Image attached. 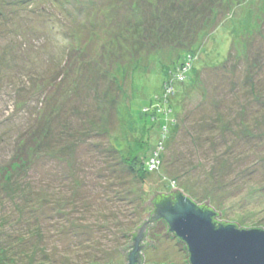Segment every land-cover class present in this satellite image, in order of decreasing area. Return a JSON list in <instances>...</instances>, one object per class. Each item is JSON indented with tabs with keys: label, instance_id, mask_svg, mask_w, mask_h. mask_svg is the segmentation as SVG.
Wrapping results in <instances>:
<instances>
[{
	"label": "rangeland",
	"instance_id": "1",
	"mask_svg": "<svg viewBox=\"0 0 264 264\" xmlns=\"http://www.w3.org/2000/svg\"><path fill=\"white\" fill-rule=\"evenodd\" d=\"M205 1L0 0V264H129L149 186L264 229V0Z\"/></svg>",
	"mask_w": 264,
	"mask_h": 264
},
{
	"label": "water",
	"instance_id": "2",
	"mask_svg": "<svg viewBox=\"0 0 264 264\" xmlns=\"http://www.w3.org/2000/svg\"><path fill=\"white\" fill-rule=\"evenodd\" d=\"M149 192L152 193V197L145 202V207H152L151 201L156 194L162 195L153 201L152 217L149 215L151 212L145 213L144 222L134 232L128 233L132 234L129 243L120 248L126 255L125 261L128 260L129 264H143L144 256L140 250L154 242L145 238L149 233L147 226L154 227L159 220H164L168 224L167 232L162 235L171 232L172 236L178 237L186 244L189 264H264L263 227L243 228L238 227L237 223L225 220L221 222L229 224H216L214 218L221 215V212L215 211L209 205L210 198L199 205L210 206L213 210L200 207L189 195H185L177 188L171 189V192H175L174 197L164 195L169 194L166 192L155 191L150 186ZM147 215L149 220H146ZM152 221L154 224L148 223ZM157 237L159 239L160 236ZM142 239L150 240V243L147 241L141 244ZM130 247L134 249L126 253Z\"/></svg>",
	"mask_w": 264,
	"mask_h": 264
},
{
	"label": "trees",
	"instance_id": "3",
	"mask_svg": "<svg viewBox=\"0 0 264 264\" xmlns=\"http://www.w3.org/2000/svg\"><path fill=\"white\" fill-rule=\"evenodd\" d=\"M226 2V0H219V2L217 3V5H219L220 7H222V5H224V3ZM203 3L204 4H206V1L205 0H203ZM211 9V12H213V9H212V7H210L209 8V10ZM193 10V9H192ZM208 9H206L205 10V13L207 12V11H209ZM204 13V14H205ZM209 15L210 14H208V16H204L203 17V19H204V21H205V19L206 18H208L209 17ZM179 23V22H178ZM185 23V22H184ZM185 27L187 28V33H188V31H190L189 30V27H188V25L187 24H185ZM260 31H261V28H259V27H256V29L254 30V32L256 33H260ZM185 29H180V28H178V27H175V29H173V30H168V31H166V32H164V37H167V38H162V39H159L158 40V43L160 44V46L158 47V48H154V46L150 49V51H153V50H156V51H158V50H160V49H162V42L163 41H169L170 42V44L172 45H174V44H185V45H191V44H193L194 42H197V40H198V38H199V36H200V33H198V32H194V33H189V35H186L185 34ZM254 33V34H255ZM252 36V35H251ZM249 38H251L250 36H248ZM248 38V39H249ZM250 40V39H249ZM251 43L248 41V45H250ZM162 46V47H161ZM241 54L243 55L244 54V51H241ZM197 71H199V70H197ZM182 81H186V78H183L182 79ZM134 160V159H133ZM132 161V160H131ZM139 161V160H138ZM133 165V166H132ZM132 165H131V167H132V169L134 170V172H136V169L134 168L135 167V163L134 162H132ZM174 193L175 192H171V193H169V194H164V195H166V196H168V195H172L173 197H174ZM162 194H156L155 195V198L154 199H156L157 197H159V196H161ZM154 199H152V201H151V205H152V207H153V210H152V212H151V214H150V216L152 217V214H153V212H154V204H153V201H154ZM200 207H202V208H204V209H208V210H213L210 206H207V205H199ZM214 222L216 223V224H218V225H221V224H229V223H225V222H221V221H219L218 220V216L216 215V217L214 218ZM238 226V225H237ZM239 227V226H238ZM136 236V234L133 236V238ZM127 257H128V254H127Z\"/></svg>",
	"mask_w": 264,
	"mask_h": 264
}]
</instances>
